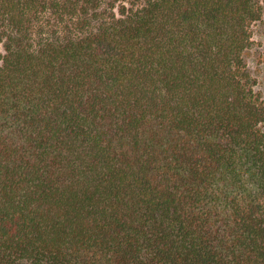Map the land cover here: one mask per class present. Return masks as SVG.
Instances as JSON below:
<instances>
[{"label": "trees", "instance_id": "trees-1", "mask_svg": "<svg viewBox=\"0 0 264 264\" xmlns=\"http://www.w3.org/2000/svg\"><path fill=\"white\" fill-rule=\"evenodd\" d=\"M264 0H0V264H264Z\"/></svg>", "mask_w": 264, "mask_h": 264}, {"label": "rangeland", "instance_id": "rangeland-1", "mask_svg": "<svg viewBox=\"0 0 264 264\" xmlns=\"http://www.w3.org/2000/svg\"><path fill=\"white\" fill-rule=\"evenodd\" d=\"M254 49L249 53L251 68L255 70L259 78V86L264 89V20L254 26ZM0 60V65H1Z\"/></svg>", "mask_w": 264, "mask_h": 264}]
</instances>
